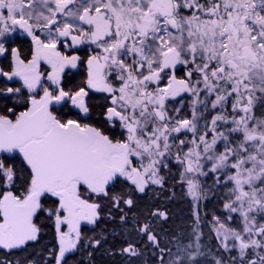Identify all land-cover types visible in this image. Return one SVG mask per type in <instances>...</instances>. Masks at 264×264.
<instances>
[{"label": "snow or ice", "instance_id": "obj_1", "mask_svg": "<svg viewBox=\"0 0 264 264\" xmlns=\"http://www.w3.org/2000/svg\"><path fill=\"white\" fill-rule=\"evenodd\" d=\"M0 264H264V0H0Z\"/></svg>", "mask_w": 264, "mask_h": 264}, {"label": "trees", "instance_id": "obj_2", "mask_svg": "<svg viewBox=\"0 0 264 264\" xmlns=\"http://www.w3.org/2000/svg\"><path fill=\"white\" fill-rule=\"evenodd\" d=\"M184 207V205L180 202H177V204L174 206V211L177 213L175 223L176 224H181L182 222V214L180 213V209Z\"/></svg>", "mask_w": 264, "mask_h": 264}]
</instances>
